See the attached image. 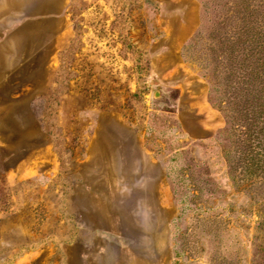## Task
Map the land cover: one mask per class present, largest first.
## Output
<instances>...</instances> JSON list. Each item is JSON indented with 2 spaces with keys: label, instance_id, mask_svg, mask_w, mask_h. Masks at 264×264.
I'll list each match as a JSON object with an SVG mask.
<instances>
[{
  "label": "rangeland",
  "instance_id": "1",
  "mask_svg": "<svg viewBox=\"0 0 264 264\" xmlns=\"http://www.w3.org/2000/svg\"><path fill=\"white\" fill-rule=\"evenodd\" d=\"M0 264H264V0H0Z\"/></svg>",
  "mask_w": 264,
  "mask_h": 264
}]
</instances>
